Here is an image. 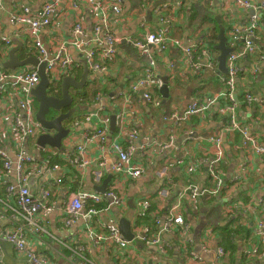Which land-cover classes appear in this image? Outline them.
<instances>
[{
    "label": "crops",
    "instance_id": "1",
    "mask_svg": "<svg viewBox=\"0 0 264 264\" xmlns=\"http://www.w3.org/2000/svg\"><path fill=\"white\" fill-rule=\"evenodd\" d=\"M48 1L2 0L4 9L0 20V67L3 70L25 72L33 67L31 65L16 69L5 67L4 63L7 62L11 50L14 48H18L17 56L20 59H25L29 53L37 57L33 49L32 38L28 33L29 26L10 21V16L15 7L26 6L33 14H36ZM109 1L118 3L121 10L120 12L109 11L107 22L103 25L100 34L94 30L92 12L87 3L82 0H62L59 2L55 9V26L52 25L44 29L40 34L51 53L57 52L60 45L74 37L73 29L77 24H80L83 29L82 40L85 49L94 48L96 42H92L93 39L98 36L102 37L104 30H109L113 35L122 38L116 46V55L112 60L105 62L106 69L103 71L90 69L83 59L85 53L79 47L72 45L67 50L72 60L79 63L78 68L80 69L75 68L74 70L88 67V81L93 84L94 89H98V92L95 94L92 92L88 100L78 97L77 101L80 100L77 106L74 105L73 101L72 107L76 111L71 118L73 119L70 122L72 127L68 126L70 133L62 141V148L39 145L38 138L40 135L29 137L21 145L17 144L12 139L11 134L18 122V115L15 110L18 109L19 99L12 95L11 81L3 84L4 90L0 94V150L6 151L15 160L16 154L24 149L28 154L34 156L39 164H45L49 160L48 154L43 151L42 147H47L55 153L53 161L57 169L54 172L38 176L36 181H31L32 192L35 194H38L39 188L43 184L63 178L60 185L54 189L51 201L55 204V210L48 216L47 230L55 236V240L48 234L34 235L31 233L27 237L29 246L36 250L38 255L46 258L49 264H74L72 261H75L76 257L80 259L79 246L87 240L85 218L80 216L72 225L65 223L66 214L62 204L70 192L86 190L105 195L111 189V185L117 182L118 185L114 186V189L120 193L125 202L122 206L112 205L107 213L103 212L99 216V219L103 224L111 221L117 223L118 226L122 219H127L131 222L134 234L137 222L139 224H152L151 220L142 217L139 213L140 200L152 199L151 211L155 216L163 217L167 209L180 196L182 187L192 183L191 181H195L194 179L197 178L193 183H200L203 188L212 186L208 176V163L205 160L210 149L208 136L215 133L225 118L221 115L219 108H215L213 112L208 113L205 119L193 116L188 121H179L180 124L176 126L178 119H173V113L178 111L179 114H182L194 100L219 94L224 89L222 84L215 79L214 72L204 68L194 69L184 53L170 47L158 55L157 67L158 75L161 78L168 77L169 96L164 98L160 91L161 87H159L155 89V93L160 99L158 106L149 104L141 96L130 108L122 96L126 94V90L134 81L139 80L145 74L147 62L142 56V50L136 48L129 39H143L146 34L156 32L167 26L168 37L180 39L186 47L195 43L200 44L203 40L208 41L207 36H210L211 31L214 30L215 23L222 25L225 28L227 38H230L232 27L235 25L245 26L252 14V11L238 6L234 0H165L158 5L156 2L160 0ZM253 1L257 5L264 2V0ZM77 2L78 5H76ZM260 15L264 19V8L260 10ZM256 38L257 43L264 50V26L257 32ZM4 39L9 40V42H5ZM235 46L239 47V43H236ZM260 56L261 53L258 51L240 63L242 68L245 67L247 75H253L256 80V83L250 87V78L245 77L240 86L252 91L257 97L264 96V60ZM206 60V57L201 59L202 62H206ZM216 76L218 77V74ZM6 90L8 91L6 92ZM141 90L144 92V89ZM95 110L102 112V116L107 119L109 125L107 144L103 150L99 148L96 142L87 141L85 138L86 132L96 130L100 126L95 119L88 120L84 117L85 113ZM240 111L241 116L251 118L249 123H251L254 132L264 133V107L255 103L252 114L249 116L245 114L246 110L240 109ZM112 116H115V128L113 130H111ZM121 116L124 119L120 118ZM132 127H135L139 132V138L134 142L135 150L132 152V160L145 168L144 174L134 180L124 178L121 173H112L108 170L109 173L106 176L97 177L98 157L103 155L109 166L116 163L118 154L111 145L112 141L120 134V128H124L121 142L127 146L130 141L127 133ZM187 132H192L189 139L186 137ZM172 137L174 145L163 148L162 146L170 144ZM239 139L233 135L225 142L226 158L222 164V171L227 187L231 188L227 197L202 195V198L200 197L193 205H190L186 200L183 201L186 209L182 210V215L185 220L192 224L198 249L202 248L203 245L210 248V251L200 252L203 256L202 264H213L216 248L225 246L221 243L225 239L222 232L225 231L226 234V231L231 227H236L235 230L237 231L246 232L242 235L243 237H238L237 233L226 236L227 243L231 245H227L230 248L226 246L228 257L225 258L223 264H256L257 262L256 258L251 260L246 258L247 247L240 244V240L243 239L248 244L256 240L254 228L258 220H264V210L243 212L242 209L247 208L246 206L251 203L250 198L252 197L257 198V200H264V184L262 183L264 166L258 159H255L254 167L244 175L241 183L233 181L241 170L245 159L244 155L251 153L247 149H236V146L241 143ZM186 141L188 152H178V148L183 146ZM150 143L155 144V147L151 149L149 157L146 158L143 155L145 146ZM79 145L85 146L86 153L93 160L81 171L82 173L77 170L75 164L68 162L61 155L66 152L69 157H74ZM179 157H190L198 161L202 170H198L195 175L187 174L182 167L176 164ZM109 176L111 179L105 192L97 190V187L103 186ZM1 179L8 182V185L16 186L19 184L20 173L13 164L12 169L4 174ZM170 180L175 182L174 186L169 187L168 182ZM71 183H78V186L74 187L73 190ZM209 198L212 199V202L209 201L211 200ZM231 201L240 204L238 210H227L226 206ZM5 202L17 206L15 199L9 198ZM109 203L108 200H104L101 206ZM1 206L3 207L4 203L0 200ZM187 206L195 208V210L189 212ZM7 213L11 214L8 211ZM91 219L96 221L97 217H91ZM217 225H220L222 229L217 228ZM227 225L228 228L224 229ZM11 228L12 224L9 218L3 217L0 213V264H30L28 258L23 254L21 255L14 245L5 238L7 230L9 231ZM240 237L241 239H239ZM163 239L172 246L170 252L162 256L164 264H180L181 260L187 259L185 254L189 252L182 247L179 235L164 233ZM132 243L136 247L134 246L131 250L137 253L148 257L153 256V254L158 255L156 254L158 251L156 246H148V244L137 240ZM234 245L235 247L238 245L237 249L234 248ZM117 252L120 251L117 250ZM233 252L235 256L233 254L231 256ZM72 253L76 257L70 259ZM88 256L95 264H117L119 257L112 255L105 246L98 249L93 248ZM159 257L161 256L159 255ZM188 259H190V254ZM130 264H134V262ZM184 264L189 263L186 260Z\"/></svg>",
    "mask_w": 264,
    "mask_h": 264
},
{
    "label": "built area",
    "instance_id": "2",
    "mask_svg": "<svg viewBox=\"0 0 264 264\" xmlns=\"http://www.w3.org/2000/svg\"><path fill=\"white\" fill-rule=\"evenodd\" d=\"M62 0H49L43 5V7L33 14L26 6H17L14 12L10 16V21L16 24H24L29 26V35L32 38L33 49L36 52L37 58L41 62H46V72L51 82L56 83L62 75L71 74L75 68L79 67V63H75L70 55H68L69 47L77 46L85 54L83 59L87 63L90 69L94 71H103L106 69L105 62L112 60L116 55V46L122 40L118 36L113 35L109 30H104L102 37L98 36L93 39L92 42H96V46L92 49H85L84 42L82 40L83 29L80 24H77L73 29L74 37L70 41H65L59 46L57 52H50L44 41L41 39V32L55 26V9L59 2ZM81 1V0H80ZM89 6L94 21V30L97 34H100L102 27L106 24L109 11L120 12L121 7L118 3H113L109 0H82ZM116 1V0H115ZM114 1V2H115ZM236 4L247 10L252 11L251 17L248 23L239 27L233 26L230 35V46L234 50L231 51L227 58L228 72L226 74L220 72L218 67V59L212 54L207 47L206 40L199 43L191 44L190 46H184L183 41L174 38L171 39L167 34V26L160 28L156 32H150L141 39H132L129 41L132 44L142 50V56L145 58L147 64L145 67V74L134 81L126 90V94L122 97L129 107H133L137 98L141 96L153 106L160 104V99L155 93V89L163 85L161 77L158 75V55L164 53L170 47H174L178 51L184 53L191 63V67L194 69L204 68L207 70L214 69L216 66V73L219 75L220 82L224 83V89L222 92L212 96H206L200 99L194 100L187 106L182 114L178 111L173 113V119L176 120V126L179 125V121H188L193 116H199L205 119L208 113L213 112L215 108H219L221 115L225 118V121L221 123L220 127L216 129L213 135L208 136L210 142L209 155L205 158L208 163V176L211 180L212 186L210 188H203L200 183H190L182 187V192L177 200L167 209L165 216H155L151 211L152 199L144 198L140 200L139 213L142 217H146L152 221V224H139L136 223V229L134 230V238L127 240L120 231L118 224L109 221L107 224H103L99 216L102 213H107L112 205L122 206L124 199L118 191L114 189L118 183L112 184L111 189L106 192L105 195H101L96 192H89L86 190L73 191L68 194L62 204L64 213L66 214V225L74 224L80 216L85 218V233L86 242L79 246V258L71 254L70 259L75 258L72 261L74 264H95L90 260L88 253L93 248H108L112 255H118L117 264H164L162 256H165L169 251L170 244L163 239L164 233L177 234L181 238V245L185 251L189 252L190 259H187L189 264H202L203 256L201 251H210L208 246L203 245L198 249L196 239L193 235V227L191 222L184 219L182 210L186 209L183 201L186 200L190 205H193L202 195H210L223 197L228 195L231 188H228L222 171V164L226 158V141L230 136L240 135L241 143L236 146V149L250 150L251 153L245 154L244 162L241 170L236 175L235 180L239 184L245 177L244 175L251 170L255 159H258L264 166V133L253 131L252 125L246 123L241 118V111L237 102L238 89L236 83L240 80V71H245V67L242 68L240 63L249 55L254 54L260 50V45L256 41L257 32L264 26V19L260 15V10L264 8V2L261 5H257L253 0H234ZM113 3V4H112ZM78 5V2L77 4ZM4 4L0 0V20L2 18V11ZM57 26V24H56ZM5 42L9 40L4 39ZM83 42V43H82ZM241 43L242 46L237 48L236 43ZM97 47V48H96ZM206 57V62H202L201 59ZM264 60V54L260 56ZM104 60V63H102ZM217 60V62H216ZM219 70V73L218 71ZM246 72V71H245ZM222 73V74H220ZM11 81L13 90L12 95L19 99L18 109L15 113L18 115L17 126L11 134L12 139L19 145H21L29 137L39 136L45 133L46 129L36 119V109L34 107L35 99L31 92L40 82L38 69L31 67L25 72H9L3 70L0 67V94L4 90V83ZM245 88V87H244ZM144 89V92L141 90ZM8 90H6L7 92ZM255 103L264 107V96L257 97L253 93H246L245 114L250 115L253 111V105ZM23 117V118H22ZM84 117L88 120L95 119L100 125L96 130L86 132L85 138L87 141L96 142L101 150L106 147V140L109 134V125L106 118L102 116L100 110L88 112L84 114ZM120 118H123L121 116ZM124 128H120V134L113 139L112 147L118 154V161L112 166L108 165L104 156L98 157L97 177L102 178L106 176L110 170L112 173H121L124 178L137 179L145 172V168L133 162L132 152L135 150L134 142L139 138V132L135 127L130 128L127 135L130 139L129 144L124 146L121 142ZM192 132H187L186 137L189 139ZM37 136V137H38ZM173 144V137L168 145L162 146L168 148ZM155 144H149L145 146L146 158L149 157V153ZM43 151L48 154L49 160L45 164H39L34 156L28 154L24 149L19 151L15 160L6 151L0 150V156L4 158V168L6 173L12 169V166H16V169L20 173V179L18 185H7L6 192L7 197L15 199L17 206L9 204V202L1 201L4 206L0 207V213L3 217L9 218L12 228L7 232L5 238L11 242L15 249L25 255L28 258L30 264H49L46 258L44 259L36 250L29 246L27 237L32 233L34 235L48 234L55 240V236L48 232V216L55 210V204L51 201L54 189L60 185L63 178L52 180L47 184H43L38 191V194L32 192L31 181L37 180L38 176H42L46 173L54 172L57 169L53 158L55 153L51 152L47 147H42ZM187 141L183 146L178 148V152H188ZM74 157H69L66 152L61 155L70 163L75 164L77 170L81 171L92 163V158L86 153L84 145H79L75 151ZM176 164L182 167L189 175H195L198 170H202L201 164L192 158L179 157L176 160ZM262 183L264 184V173L262 175ZM169 187L174 186L175 182L170 180L168 182ZM264 186V185H263ZM264 188V187H263ZM224 190V191H223ZM226 190L227 193H226ZM108 200V205H103V201ZM227 210L236 211L239 209L240 204L233 202L226 206ZM243 208V212H255L257 210H264V200H257L252 198L251 203ZM11 211L8 214L7 211ZM91 217H97L96 221ZM254 228V234L256 240L248 244L245 240L241 239L240 244L247 247L246 258L251 260L256 258V264H264V220H258ZM210 233V232H209ZM135 240L141 241L148 246H156L158 251L153 256H146L144 254L137 253L134 250ZM90 243V244H89ZM136 247V246H135ZM1 250V246H0ZM75 250V249H74ZM120 251V252H117ZM159 255L161 257H159ZM228 255L227 250L219 246L216 248L213 264H223ZM77 260L78 263H77ZM132 260V261H131Z\"/></svg>",
    "mask_w": 264,
    "mask_h": 264
},
{
    "label": "water",
    "instance_id": "3",
    "mask_svg": "<svg viewBox=\"0 0 264 264\" xmlns=\"http://www.w3.org/2000/svg\"><path fill=\"white\" fill-rule=\"evenodd\" d=\"M165 2V0H160L156 2V5ZM216 50H218V68L220 72L226 74L228 72L227 68V58L234 48L227 45V36L225 28L221 26L218 42L215 45ZM18 48L11 50L9 59L4 63L5 67L10 69H16L18 67H24L31 65L38 69L40 82L33 88L31 94L35 99L37 105L36 119L37 121L46 129L45 133L39 136V145L45 146L49 145L55 148H62V141L70 133V128L65 124L66 121L72 118L75 113V108L72 107L73 97L71 93L72 90L83 89L88 82L89 69L86 66L84 68V73L81 78L78 79L71 74H65L60 77V79L55 83L59 85L61 94H52L50 88L54 86V82L49 79L46 67V62H41L36 56L29 53L25 59H20L17 56ZM163 85L160 88L161 94L164 98H167L170 93V87L168 82V77H162ZM115 128V116L111 119V130ZM111 176H109L103 186L97 187V190L105 192L108 182ZM119 229L127 240H132L134 234L132 232L131 222L127 219H122L119 223Z\"/></svg>",
    "mask_w": 264,
    "mask_h": 264
},
{
    "label": "trees",
    "instance_id": "4",
    "mask_svg": "<svg viewBox=\"0 0 264 264\" xmlns=\"http://www.w3.org/2000/svg\"><path fill=\"white\" fill-rule=\"evenodd\" d=\"M221 26L222 25H219L218 23H215V28H214V30H212L211 31V34H210V36H207V38H208V42H207V47H208V50L212 53V54H214L216 57L218 56V50H216V48H215V45L217 44V42H218V35H219V31H220V29H221ZM227 45L228 46H230V39L229 38H227ZM240 46H242L241 45V43L239 42V47ZM239 47H237V48H239ZM260 47H261V45H260ZM261 54H264V50H263V48L261 47L260 48V50H258ZM258 51H256L255 53H257ZM254 53V54H255ZM251 56V54H249L248 56H247V58L248 57H250ZM216 62H217V60H216ZM77 69H80V68H77ZM216 69V66L214 67V69H211V71L212 72H214L213 73V75H214V77H215V79L216 80H218V82H220V80H219V75H218V77L216 76V74L217 73H215V70ZM217 69H218V67H217ZM247 69V68H246ZM75 71V70H74ZM218 71V73H219V70H217ZM246 71V70H245ZM245 71H240L239 72V75H240V77H241V79L236 83V85H237V89H238V94H237V102H238V104H239V107H240V109L241 110H245L246 108H247V104H246V93L248 92V93H250L251 92V94H252V91H250V90H248V89H245L243 86L241 87L240 86V84H241V82L244 80V78L245 77H248V78H250V87L251 86H253L255 83H256V80L254 79V77H253V75H247V72H245ZM220 74H222V73H220ZM221 84H222V87L224 88V86H225V84L224 83H222V82H220ZM58 88H60V86L58 87ZM98 92V89H94V91H93V93L95 94V93H97ZM84 100V99H83ZM241 118H242V120L243 121H245L246 123H248L249 125L251 124V123H249V122H251V118H249V117H244V116H241ZM236 136H237V138H240V135L237 133L236 134ZM240 140V139H239ZM239 142V141H238ZM4 162H5V160H4V158H2L1 156H0V199L2 200V201H8L9 200V198L7 197V192H6V187H7V185H8V182H6L5 180L3 181L2 179H1V177H3L4 176V174H6V170H5V168H4ZM197 179V178H196ZM196 179H194L195 181H196ZM195 181H191L192 183L193 182H195ZM65 183L67 184V181H65ZM71 186H73V190H74V187H77L78 186V183H71ZM70 186V187H71ZM224 191V190H223ZM213 197V196H212ZM202 198V197H201ZM215 198V197H214ZM209 199H211V198H209ZM216 199V198H215ZM210 202H212V199L211 200H209ZM199 204H200V201L198 202ZM201 204H202V201H201ZM200 206V205H199ZM187 210L189 211V212H192V211H194L195 210V208L193 209L192 207H190V206H187ZM8 212H11L10 210L8 211ZM232 226V225H231ZM217 228H219V229H222L221 228V226L220 225H217ZM228 228V225H227V227L226 228H224V229H227ZM236 228V227H235ZM235 228H233V227H231L229 230H227L226 231V234H225V231H224V233L222 232V234L224 235V237H225V239H221L222 241H221V243L223 244V245H225L224 246V248L227 250L228 248L227 247H229V246H227V245H231V244H229V243H227V238H226V236L228 237V235H232V233H237V236L239 237V236H242L243 234H245V232L246 231H244V233H243V231H237V230H235ZM250 234V233H249ZM251 235V234H250ZM249 235V236H250ZM243 237V236H242ZM239 239H241V237L239 238ZM221 244V245H222ZM227 246V247H226ZM238 246V245H237ZM236 246V247H237ZM235 247V245H234V248H236ZM230 248V247H229ZM170 249H172V246L171 247H169V249H168V251L170 252ZM237 249V248H236ZM236 251V250H235ZM172 252V251H171ZM174 253V252H173ZM232 254L235 256V254H234V252L233 253H231V256H232ZM186 255V258L188 259L189 258V253H186L185 254ZM187 259H183V260H181V262H180V264H184V261H186ZM242 264V263H241Z\"/></svg>",
    "mask_w": 264,
    "mask_h": 264
},
{
    "label": "rangeland",
    "instance_id": "5",
    "mask_svg": "<svg viewBox=\"0 0 264 264\" xmlns=\"http://www.w3.org/2000/svg\"><path fill=\"white\" fill-rule=\"evenodd\" d=\"M82 73H84V69H81V70H75L72 72V75L75 76L76 78L80 79L81 76H82ZM54 86H52L50 88V91L52 94H61V90L58 88L60 86V83L59 85H55V83L53 84ZM89 85V86H88ZM94 91V86L92 83H90V81H88L87 85L83 88V89H80V90H72L71 93L74 97V105H78V102L79 100L77 101L78 97H80L81 99H84V100H88L90 97H91V94L92 92ZM34 107L35 109L37 108L36 104L34 103ZM73 119H69L68 121H66V125L67 126H71L72 127V124L70 122H72ZM253 198V197H252ZM252 198H250L252 200Z\"/></svg>",
    "mask_w": 264,
    "mask_h": 264
}]
</instances>
